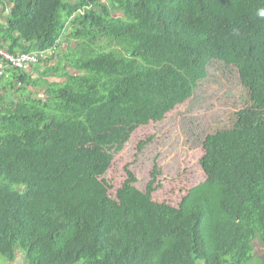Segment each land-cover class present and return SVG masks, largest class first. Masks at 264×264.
Here are the masks:
<instances>
[{"label": "trees", "instance_id": "obj_1", "mask_svg": "<svg viewBox=\"0 0 264 264\" xmlns=\"http://www.w3.org/2000/svg\"><path fill=\"white\" fill-rule=\"evenodd\" d=\"M5 1L0 46L52 54L0 81V264H264V0ZM213 62L236 68L251 100L203 141L230 221L216 247L205 225L218 215L154 200L156 170L146 191L127 171L115 197L104 178Z\"/></svg>", "mask_w": 264, "mask_h": 264}, {"label": "rangeland", "instance_id": "obj_2", "mask_svg": "<svg viewBox=\"0 0 264 264\" xmlns=\"http://www.w3.org/2000/svg\"><path fill=\"white\" fill-rule=\"evenodd\" d=\"M67 30L68 34L69 28ZM76 44L72 41L70 46L74 48ZM68 47L69 43L63 40L60 53ZM33 76L37 74L33 73ZM33 90L36 96L45 97L44 91ZM250 105L249 91L242 84L238 70L213 62L209 66L208 79L199 85L192 98L178 106L167 119L137 128L115 154L104 176L111 184L110 195L116 196L129 170L137 178V188L146 191L156 170L155 184L159 185L153 194L154 200L186 210L193 204L203 208L207 218L209 210L216 213L225 189L211 182L201 165L205 153L203 141L212 132L231 128L236 113ZM216 214L219 224L208 219L205 225L206 234L215 242L212 243L215 247L217 241L227 235L230 224L224 216Z\"/></svg>", "mask_w": 264, "mask_h": 264}, {"label": "built area", "instance_id": "obj_3", "mask_svg": "<svg viewBox=\"0 0 264 264\" xmlns=\"http://www.w3.org/2000/svg\"><path fill=\"white\" fill-rule=\"evenodd\" d=\"M51 54L52 52H39L31 54L19 53L17 55H13L4 47L0 46V79L5 75L7 67H13L18 70L32 73L35 67L39 64L40 59L51 56Z\"/></svg>", "mask_w": 264, "mask_h": 264}, {"label": "crops", "instance_id": "obj_4", "mask_svg": "<svg viewBox=\"0 0 264 264\" xmlns=\"http://www.w3.org/2000/svg\"><path fill=\"white\" fill-rule=\"evenodd\" d=\"M11 4L5 0H0V23H6L10 13Z\"/></svg>", "mask_w": 264, "mask_h": 264}, {"label": "clouds", "instance_id": "obj_5", "mask_svg": "<svg viewBox=\"0 0 264 264\" xmlns=\"http://www.w3.org/2000/svg\"><path fill=\"white\" fill-rule=\"evenodd\" d=\"M260 16H264V10H261L259 13Z\"/></svg>", "mask_w": 264, "mask_h": 264}]
</instances>
